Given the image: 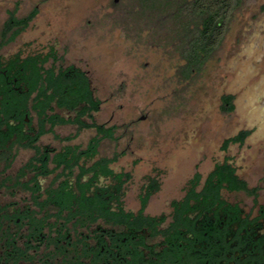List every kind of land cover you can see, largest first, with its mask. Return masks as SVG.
Masks as SVG:
<instances>
[{"label":"rangeland","instance_id":"obj_1","mask_svg":"<svg viewBox=\"0 0 264 264\" xmlns=\"http://www.w3.org/2000/svg\"><path fill=\"white\" fill-rule=\"evenodd\" d=\"M128 1L118 0L116 7L115 0H0V26L11 12L21 17L39 10L6 53L52 49L58 52L56 66L87 72L101 101L94 121L118 127V140H104L100 154H119L114 168L131 175V200L154 177L159 189L152 208L162 209L184 192L189 179L197 173L205 178L225 160L264 199V0H244L213 58L186 81L179 75L185 60L169 31L127 24ZM226 96L232 97V112L223 110ZM29 110L36 120L31 105ZM77 130L74 124L57 126L39 143L86 146L96 135L95 129ZM241 132L248 133L242 144L224 147ZM27 157L22 152L18 160ZM241 199L253 207L252 198Z\"/></svg>","mask_w":264,"mask_h":264},{"label":"flooded vegetation","instance_id":"obj_2","mask_svg":"<svg viewBox=\"0 0 264 264\" xmlns=\"http://www.w3.org/2000/svg\"><path fill=\"white\" fill-rule=\"evenodd\" d=\"M25 16L16 13L19 19ZM8 21L13 23L8 16L0 26V264H264V199L258 188L249 187L257 191L248 194L224 183L218 193L208 192V180L219 164L227 162L243 180L230 161L216 164L198 182L193 176L180 196L155 209L157 178H146L131 200V175L116 170L117 162L108 166L111 176L100 167L91 170L100 159L114 157L100 154V146L97 155L76 162L90 141L86 146L39 143L50 133L47 116L60 114L35 113V120L29 109L19 111L13 102V90H19L15 71L30 58L58 52L6 53L32 23L2 46ZM17 29L12 27L5 40ZM44 67H55L58 74L70 68L84 72L92 87L87 72L75 65L56 66L51 59ZM22 152L28 157L19 161ZM241 195L252 198L253 207Z\"/></svg>","mask_w":264,"mask_h":264},{"label":"trees","instance_id":"obj_3","mask_svg":"<svg viewBox=\"0 0 264 264\" xmlns=\"http://www.w3.org/2000/svg\"><path fill=\"white\" fill-rule=\"evenodd\" d=\"M114 4L118 6L116 2ZM243 4L244 0H129L124 5L128 12L127 16L131 19L127 24L138 28L141 24L151 27L159 26L163 31H169V36L171 35L181 57L185 60V65L180 68L179 75L186 81L200 74L213 58L223 43L235 14ZM38 12V8L35 7L22 19L16 17V11L11 12L9 16L13 19V23L8 21L5 25L1 45L14 42ZM15 25L18 29L13 31L9 40H5L6 33ZM51 59L54 62L58 60L56 52L50 53L45 59L41 56L30 58L15 71L19 90H13V102L19 111L23 109L27 111L29 109L28 100L35 94L31 108L41 117L47 116V113L52 114L56 109L75 113L76 117L73 119H66L58 114L47 116L50 123L49 131L52 132L57 125L67 124L77 125L78 133L84 129H95L96 136L90 140L88 149L79 153V157L75 159L77 162L84 156L91 158L98 154V147L104 140H118L115 136L118 127L108 128L94 121V113L99 111L101 101L94 96L86 74L73 68L66 71L61 70L59 74L55 67L46 69L44 64ZM26 89L28 91H25ZM223 110L225 112L234 110L232 97L223 98ZM85 117L92 122L87 123L84 120ZM41 128V133H44L43 126ZM78 133L74 136L76 137ZM247 135V132H242L230 141L242 144ZM71 137L65 140L70 141ZM35 141L34 139L31 143ZM230 141H226L225 148ZM118 159L119 154H115L113 158H102L91 170L100 167L103 175H114L108 166L117 162ZM85 172L86 170L83 169L82 174ZM195 177L198 182L201 175L197 173ZM224 183H227V188L231 191L248 194H255L257 191V189H250L247 182L241 180L235 174V169L227 162L216 166L208 180V192L218 193Z\"/></svg>","mask_w":264,"mask_h":264}]
</instances>
